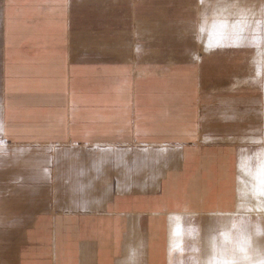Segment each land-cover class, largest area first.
<instances>
[{
    "label": "crops",
    "instance_id": "0c3cea01",
    "mask_svg": "<svg viewBox=\"0 0 264 264\" xmlns=\"http://www.w3.org/2000/svg\"><path fill=\"white\" fill-rule=\"evenodd\" d=\"M203 1L0 0V264H217L211 238L258 234L237 209L260 123L213 116L181 32L143 25L191 44Z\"/></svg>",
    "mask_w": 264,
    "mask_h": 264
},
{
    "label": "rangeland",
    "instance_id": "374dc122",
    "mask_svg": "<svg viewBox=\"0 0 264 264\" xmlns=\"http://www.w3.org/2000/svg\"><path fill=\"white\" fill-rule=\"evenodd\" d=\"M198 11L197 28L191 35L194 43L191 44L187 43L191 27L183 22L182 25L178 24L179 20L176 23L166 22V18L157 16L152 20L154 25H143L161 28L169 36L181 32V44L169 47L170 52L178 57L194 54L195 63L205 70L203 94L208 96V100H215V108L210 112L213 116H225L229 121L239 123V128L246 129L245 132L249 129L257 130L260 123L259 139L251 141L256 143L255 146L247 148L245 155L240 158L238 202L245 210H237L251 213L252 217L261 216V230L257 234L256 222L253 225L257 234L255 237L240 236L239 232L233 233L236 237H232L228 234L234 231L227 227L225 237L218 238L217 242L223 240L224 248H238V252H225L224 248H219L218 243H215L216 238H211L214 242L209 240L205 244L207 248H213V254L207 255L213 256L215 262L231 259L235 255L241 264H247L243 259L244 254L239 251L242 244L245 245L248 256L258 262L264 258V0H204ZM137 25L131 24L130 28L133 42L129 64L133 76L138 73L136 66L146 64L152 58L148 54L152 52L150 49L141 52L136 49L141 43ZM144 36L149 44L152 41L149 37L153 34ZM163 41L168 39L163 38ZM171 60L175 62L174 57ZM223 95L225 97H220ZM220 100L225 102L224 114L216 113L224 110V107L217 108L222 104ZM256 176L262 186V190L258 192L253 190ZM244 232L247 231L243 230L242 233Z\"/></svg>",
    "mask_w": 264,
    "mask_h": 264
},
{
    "label": "snow or ice",
    "instance_id": "6c2138e0",
    "mask_svg": "<svg viewBox=\"0 0 264 264\" xmlns=\"http://www.w3.org/2000/svg\"><path fill=\"white\" fill-rule=\"evenodd\" d=\"M0 128H2V126H0ZM247 242L245 241V244ZM239 251L241 253H243V259L247 262V264H264V258H261L258 262L256 261H253L247 254V249L245 247L244 244H242L240 247H239ZM211 264V262H210ZM217 264H240V261L235 257V255H233V258L231 259H224V260H221V261H218Z\"/></svg>",
    "mask_w": 264,
    "mask_h": 264
}]
</instances>
